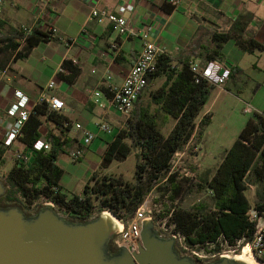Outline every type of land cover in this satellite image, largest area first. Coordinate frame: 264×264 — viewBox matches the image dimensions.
Segmentation results:
<instances>
[{
    "label": "trees",
    "instance_id": "16d2710c",
    "mask_svg": "<svg viewBox=\"0 0 264 264\" xmlns=\"http://www.w3.org/2000/svg\"><path fill=\"white\" fill-rule=\"evenodd\" d=\"M163 8L168 13L174 10L168 3ZM194 18L200 24L203 22L197 16ZM251 22V15L244 14L233 21L227 32L207 28L212 34L214 47L199 43L185 50L186 58L179 62L165 54L159 58L157 70L149 76L147 87L132 115L115 135L103 157V168L106 169L134 154L137 161L134 182L126 181L122 176L96 174L86 185L83 195L69 197L62 193L64 172L58 160L65 151L69 141L66 135L72 126L63 115L51 111L47 105H39L34 108L18 140V145L30 155V159L28 162L14 160L8 175L1 178L8 189L0 198V205H18L26 210L36 201L45 199L65 210L76 221H88L98 201L101 212L108 210L118 218H123L121 213L126 212V220L131 219L144 202L146 178L155 181L163 173L170 172L175 154L183 151L192 140L196 120L216 89L203 79L198 83L192 65L205 68L212 62L223 64L222 47L230 40L247 53L264 50V46L248 36ZM4 25L0 19V69H5L13 56V61L25 60L41 43L55 40L52 30L42 32L35 29L26 34L17 29L7 35L3 32ZM198 60L199 63L196 62ZM63 70L58 78L68 84H74L81 74L70 61L63 63ZM161 79L164 83L151 90L153 82ZM102 91L107 97L111 96L106 89L102 88ZM145 94L150 100L147 106L143 102ZM44 122L51 123L61 135L49 134L45 138L51 144L50 151H32L33 144L43 138L41 128ZM171 122L174 123L173 128L165 136L160 124L164 126ZM210 123L211 116L202 120L204 127ZM4 153L1 149L0 163ZM167 182L170 197L175 201L185 192L187 180L177 183L176 177L170 175ZM250 187L257 188L255 206L247 198ZM202 190L213 192V196H209L210 203L199 202L189 209L178 205L171 219L176 230L186 237L188 246L197 249L213 247L219 252L221 246L236 249L238 241L243 239V247L251 244L255 224L249 221L247 213L252 207L264 211V112L251 114L239 139L226 152L211 180L202 185Z\"/></svg>",
    "mask_w": 264,
    "mask_h": 264
},
{
    "label": "crops",
    "instance_id": "0c3cea01",
    "mask_svg": "<svg viewBox=\"0 0 264 264\" xmlns=\"http://www.w3.org/2000/svg\"><path fill=\"white\" fill-rule=\"evenodd\" d=\"M121 1L51 0L47 7H43L41 0H3L0 8V19L5 22L3 32L7 35L23 27L42 32L56 30L54 41L41 43L25 60L13 61V56L7 67L0 69L4 73L0 83V142L5 139L13 123L8 111L16 100V90L30 99L32 107L43 94L61 99L65 109L59 114L67 118L72 126L66 135L69 141L65 151L58 160L64 172L61 179L62 193L69 197L83 195L94 175H109L110 169L103 168V157L127 121L126 117L112 108L101 109L96 106L91 95V92L102 90L107 85H121L142 50L140 35L117 36L110 23L98 22L91 16L92 9L113 11ZM128 2L134 8L128 14L132 28H149V41L178 62L186 58L185 50L199 43L214 47L211 43L212 34L207 28L227 32L233 21L244 14L252 18L248 36L264 46V0H182L171 13L163 8L167 0ZM194 16L203 22L200 24ZM222 52L224 64L231 72L226 84L216 87L209 100L211 107L205 114L212 113L210 109L217 102L226 104L228 100V107L232 106L233 110L241 108L245 113V108L251 107L253 113L264 112V50L247 53L234 40H230L223 45ZM65 61L72 62L81 71L74 84L58 78V74L64 71ZM108 75L112 77L110 81L106 80ZM52 82L55 86L49 88ZM234 99L236 105L232 101ZM100 100L106 104L104 98ZM102 122L114 129L113 134L98 130L97 125ZM76 123L81 124L83 129L77 130L74 127ZM86 131L95 134V139L89 145L84 144ZM41 133L43 139L49 134L61 135L49 122H44ZM17 148L18 143L13 150ZM79 149L83 151V156L79 162H75L72 154ZM12 156L13 151L5 153L0 169L6 167L10 160L12 169ZM0 173L3 177L8 175L5 171Z\"/></svg>",
    "mask_w": 264,
    "mask_h": 264
},
{
    "label": "built area",
    "instance_id": "2783aa9c",
    "mask_svg": "<svg viewBox=\"0 0 264 264\" xmlns=\"http://www.w3.org/2000/svg\"><path fill=\"white\" fill-rule=\"evenodd\" d=\"M181 1L182 0H167V3L176 8ZM50 2L51 0H41V5L43 7H47ZM2 3L3 0H0V8L2 7ZM133 10L134 8L128 2V0H122L113 11L99 10L94 8L91 12V16L94 19H97L98 22L107 21L110 23L113 28V32L117 36L129 37L131 35H140L142 37V50L123 83L117 86L107 85L104 87V89L110 92L111 96L107 97L102 90L91 92V95L94 96V103L96 106L101 109L112 108L119 114L126 117L127 120L132 115L135 105L146 89L149 76H151L157 70L159 58L165 54L160 47L149 41V28L142 26L140 29H137L138 31L132 28V22L130 23L128 14H130ZM22 30L28 34L33 29L29 27H23ZM52 32L55 33L56 30L52 29ZM192 71L196 74L198 83L203 79L216 87H223L226 84L228 76L231 72L230 68L224 63L222 64L217 62L209 63L205 68H200L198 64H194L192 65ZM3 78L4 73L0 71V83L3 81ZM111 79L112 77L110 75L106 76L107 81H110ZM54 86L55 83L52 82L49 88H53ZM14 95L16 100L14 103H12L8 111L9 116L13 119V123L6 134L5 139L0 142V150L3 149L5 153L8 151H13V161L18 160L28 162L30 155L23 151L22 148H19V145L16 150L13 149L18 143V140L22 137V132L34 108L39 105H47L51 111L61 113L65 109V103L59 98L47 97L45 94H43L35 106L32 107L30 106V99L22 92L16 90ZM101 98L106 100V104L101 102ZM244 112L246 114H252L253 109L251 107H247L245 108ZM74 127L77 130L83 129L82 125L79 123H76ZM97 127L100 132L105 134H113L114 132V129L105 122L99 123ZM94 139V133L88 131L84 132L85 145H89ZM50 149V142L43 138L37 140L32 146V151L36 152H48ZM82 156L83 151L79 149L72 154V159L75 162H79ZM210 195L213 196L212 191H210ZM47 204L56 208L52 202L45 203V205ZM173 212L170 214L168 219H172ZM109 213L112 214L111 212ZM97 216L93 213L91 219L96 218ZM114 217L117 220V226L120 230V232H117L113 240V247L115 249L126 247V249L129 250L128 246L133 244L135 250L138 251V240H140L141 243L142 225L146 220H152L155 223L156 230L160 234V237L174 239L176 248L182 255H187V253L190 251L186 237L176 230V224L173 223L172 220H168V224L166 218L164 225L160 226L161 221L157 219V216L154 215L153 210L147 205L146 202H143V204L137 209L135 215L127 221L124 218H118L116 216ZM247 217L251 223L255 224V234L253 241L247 246L250 247L255 264H264V211H259L252 207L247 213ZM243 243L244 239L238 241L236 249H233L234 252L241 251L240 248ZM192 253L195 256L202 258L195 252ZM224 256L225 255L217 253L212 257L213 259H219L223 258Z\"/></svg>",
    "mask_w": 264,
    "mask_h": 264
},
{
    "label": "water",
    "instance_id": "95a60500",
    "mask_svg": "<svg viewBox=\"0 0 264 264\" xmlns=\"http://www.w3.org/2000/svg\"><path fill=\"white\" fill-rule=\"evenodd\" d=\"M7 189L0 179V198ZM106 213L71 221L49 204L31 215L18 205H0V264H201L182 255L174 239L160 237L152 220L142 225L138 251L133 244L115 249L120 230ZM210 264L246 263L219 258Z\"/></svg>",
    "mask_w": 264,
    "mask_h": 264
},
{
    "label": "rangeland",
    "instance_id": "374dc122",
    "mask_svg": "<svg viewBox=\"0 0 264 264\" xmlns=\"http://www.w3.org/2000/svg\"><path fill=\"white\" fill-rule=\"evenodd\" d=\"M163 83L164 79L154 82L151 86V90L159 87ZM232 101L235 102L236 105L235 99ZM143 102L145 103V106L150 103L148 94H145ZM228 102L230 103L229 100L226 104L222 101L217 102V104L210 109V112L212 113L205 114V111L211 107V102H209L196 120L197 127L192 140L185 146L183 151L175 154L171 163L170 172L163 173L160 178L155 181H150L149 177L146 178V195L144 202H146L153 210L157 219L161 221L160 226L164 225L166 218L167 222L168 220L171 221V219L168 218L170 214L178 208V205L181 208L189 209L199 202L206 201L210 203V191H203L202 185L205 181L211 180L212 176L220 166L226 154V150L230 149L235 141L239 139L241 132L246 127L247 122L251 117V115L249 116L243 113L241 108L233 110L232 106L228 107ZM152 110L154 111L155 107H153ZM208 116H211V123L209 126L204 127L202 125V120ZM173 125V122L164 126L160 124V130L165 136H167L173 128ZM10 161V163L6 167L1 168L0 171L8 173L11 169L12 160ZM136 165V158L134 154H132L124 162H114L109 167V174L122 176L126 181L134 182ZM170 175L176 177L177 183L178 181L183 182L187 180L185 192L175 201H172L170 197V186L167 182ZM2 177L3 175L0 173V178ZM256 192V187H250L247 191V198L252 206H255L258 201ZM45 203L49 202H46L45 199H40L28 209L24 210V212L27 215L35 214L39 208L45 205ZM56 210L62 217L71 221H76L65 210L59 209L58 207H56ZM103 212L110 211L107 210L101 212L99 202L96 201L94 214L99 216ZM121 214L126 220V212H122ZM112 215L115 216L113 213ZM192 252H195L202 258L195 256ZM239 252H234L232 248L221 246L219 252L215 251V248L213 247L207 249L190 248L187 255L195 258L201 264H210L215 260H218V258L213 259L212 257L217 253H220L221 255L236 256L235 254L239 255Z\"/></svg>",
    "mask_w": 264,
    "mask_h": 264
},
{
    "label": "bare ground",
    "instance_id": "6f19581e",
    "mask_svg": "<svg viewBox=\"0 0 264 264\" xmlns=\"http://www.w3.org/2000/svg\"><path fill=\"white\" fill-rule=\"evenodd\" d=\"M106 214H108L114 221L115 223H117V220L115 219V217L110 214L109 212H107ZM239 254V253H238ZM236 256H230V255H225L223 258H229V259H235V260H239L242 261L246 264H255V260L254 257L251 253L250 247L249 246H244L241 248L240 254Z\"/></svg>",
    "mask_w": 264,
    "mask_h": 264
}]
</instances>
